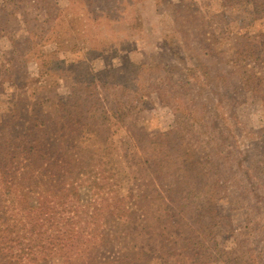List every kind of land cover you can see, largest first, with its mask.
Segmentation results:
<instances>
[{
    "label": "rangeland",
    "instance_id": "obj_1",
    "mask_svg": "<svg viewBox=\"0 0 264 264\" xmlns=\"http://www.w3.org/2000/svg\"><path fill=\"white\" fill-rule=\"evenodd\" d=\"M130 2L0 0V151L54 110L52 100H70V109L96 86L124 113L120 122H97L108 129L110 155L92 157L59 134L42 142L109 161L113 176L89 194L112 189L138 205L99 259L247 264V250H264V0ZM75 172L81 186L96 178Z\"/></svg>",
    "mask_w": 264,
    "mask_h": 264
},
{
    "label": "trees",
    "instance_id": "obj_2",
    "mask_svg": "<svg viewBox=\"0 0 264 264\" xmlns=\"http://www.w3.org/2000/svg\"><path fill=\"white\" fill-rule=\"evenodd\" d=\"M90 96L91 92L85 97H73L70 109L65 108L70 100H52L54 110L44 113L43 119L34 118L16 137L18 141L13 148L0 151V264H46L52 260L61 264H127L99 259L102 250L120 238L122 225L138 212L137 204L127 203L129 196H120L112 189L101 197L89 194L91 184L98 185L100 180L113 176L108 168L110 162H103L102 158L94 163L78 159L65 153L69 146H56L49 151L42 142L44 134H59V142L74 138L77 144L87 146L92 157L100 151L110 155L104 137L108 129L100 128L97 122L106 126L111 120L120 122L124 113L117 105L109 104L107 98L101 99L96 86ZM57 105L63 109L57 110ZM73 109H78L77 114L69 119ZM52 115L59 125L48 127ZM212 146L213 154L219 156L223 150L217 148L216 142ZM17 160H22V166L14 169ZM88 169L96 178L85 182L87 187L81 186L75 170ZM246 175L249 177L248 172ZM252 206L256 213L257 205ZM109 219L118 233L111 234L105 229ZM167 251L164 248L162 255ZM244 254L247 264H264V250L249 249ZM119 257L122 258V253Z\"/></svg>",
    "mask_w": 264,
    "mask_h": 264
}]
</instances>
